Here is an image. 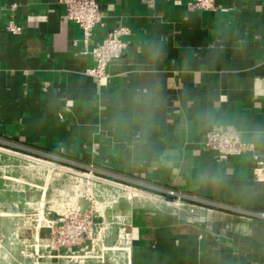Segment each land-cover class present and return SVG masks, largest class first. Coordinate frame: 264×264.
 <instances>
[{"label": "crops", "instance_id": "0c3cea01", "mask_svg": "<svg viewBox=\"0 0 264 264\" xmlns=\"http://www.w3.org/2000/svg\"><path fill=\"white\" fill-rule=\"evenodd\" d=\"M97 1L101 22L86 42L58 0H0V138L194 203L139 189L102 209L80 200L49 211H92L106 226L96 252L109 250L27 264H264V0H216L215 11L193 0ZM113 27L129 28L126 48L97 79L91 52ZM212 128L239 130L253 149L206 148Z\"/></svg>", "mask_w": 264, "mask_h": 264}, {"label": "rangeland", "instance_id": "374dc122", "mask_svg": "<svg viewBox=\"0 0 264 264\" xmlns=\"http://www.w3.org/2000/svg\"><path fill=\"white\" fill-rule=\"evenodd\" d=\"M83 173L96 180L88 183ZM113 187L120 188L121 199H129L128 195L133 199L141 189L194 203L176 191L172 195L142 181L99 171L91 173L90 169L73 164L59 154L20 148L17 143L0 138V264L48 259L55 250L37 234L39 229H45L47 213L60 211L67 205L77 206L80 200L102 209L110 204L112 192L115 193ZM102 188L110 191L101 195L97 190ZM44 194L46 201L41 202Z\"/></svg>", "mask_w": 264, "mask_h": 264}, {"label": "built area", "instance_id": "2783aa9c", "mask_svg": "<svg viewBox=\"0 0 264 264\" xmlns=\"http://www.w3.org/2000/svg\"><path fill=\"white\" fill-rule=\"evenodd\" d=\"M65 7L68 19L78 23L84 31L85 41L87 42L93 33L94 28L101 22V12L97 0H58ZM192 5L198 10L215 11L218 8L216 0H193ZM7 29L18 34L21 27L14 20H10ZM130 32L128 27L111 28L104 39L92 49V55L95 61L94 67L89 69L88 73L97 78L102 79L108 77V66L115 59L119 58L126 48L124 37ZM205 147L217 151L226 156L242 155L248 150L253 149V144L245 141L242 134L237 129H218L212 128L205 135ZM256 168L260 171L257 174L259 180L264 181V161L256 156ZM81 166V165H80ZM84 167V166H82ZM86 168V167H85ZM87 169L96 171L93 167ZM87 182L96 180L90 174L83 173ZM105 181V180H104ZM114 186V185H113ZM115 193L112 192V200L115 203L121 197L120 188L113 187ZM101 195L109 192L107 188L97 190ZM170 194H175L174 190H164ZM126 192V191H125ZM132 199L131 195L127 196ZM264 216V213H262ZM44 228L48 230L47 246L51 250L60 251L65 249L70 253L71 257L79 258L81 261L85 258H105V251L109 249L105 246L101 247V252L97 253V248L102 245L101 237L106 226L96 221L95 214L90 212H71L68 215H62L57 219L47 218ZM123 236H120L119 248L126 240L125 229H122ZM90 240V246L85 245L86 240ZM79 247L83 252L78 253L76 248Z\"/></svg>", "mask_w": 264, "mask_h": 264}]
</instances>
